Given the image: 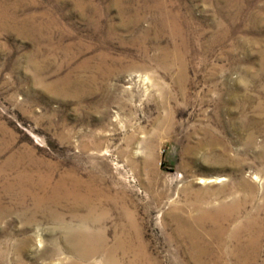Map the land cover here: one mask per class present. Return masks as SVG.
Returning a JSON list of instances; mask_svg holds the SVG:
<instances>
[{"label":"rangeland","instance_id":"374dc122","mask_svg":"<svg viewBox=\"0 0 264 264\" xmlns=\"http://www.w3.org/2000/svg\"><path fill=\"white\" fill-rule=\"evenodd\" d=\"M0 11V264L72 256L50 216L27 222L33 197L21 191L41 195L42 174L48 190L72 172L119 196L109 242L121 226L135 232L130 213L143 244L122 264H200L169 214L199 176L240 182L241 196L252 185L240 220L258 207L264 220V0H0ZM171 14L181 31L169 32ZM206 132L239 166L206 163ZM67 206L54 207L66 223ZM55 237L62 253L39 256Z\"/></svg>","mask_w":264,"mask_h":264},{"label":"bare ground","instance_id":"6f19581e","mask_svg":"<svg viewBox=\"0 0 264 264\" xmlns=\"http://www.w3.org/2000/svg\"><path fill=\"white\" fill-rule=\"evenodd\" d=\"M2 13L3 11H0V18L4 15ZM169 20V32L182 30L181 21L175 17V14H171ZM180 53V49L177 47L174 51V58L181 59ZM205 138V140L200 141L198 146L207 149L204 159L209 166L219 169L239 166L240 161L234 154L229 153L227 145L221 137L206 132ZM244 140L246 141V138ZM253 178L257 179L258 176L255 174ZM50 180L51 175L49 173L42 174L38 180V184L43 189L41 195L39 194V187H36L34 191L28 187L21 192L27 195L32 194L33 197V206L30 208V216L27 222L30 223L34 219L33 216L41 212L50 216L54 222L60 225L63 233L62 241L65 243L67 251L72 255L67 262H64L61 257L56 258L61 261L60 263L122 264L121 258L134 247H138L135 245V241L137 244L141 243L136 222L127 211L125 213L129 216L131 222L129 224L135 229V232L132 234L126 229L127 227L121 226L120 234L115 235L113 240L109 242L104 221L111 208L115 206L119 196L96 186L94 175H89L85 179L75 173L67 172L48 190ZM196 180L202 186L189 189V192L185 193V203L180 206L174 205L169 211V214L172 215L171 218L176 223L173 239H184L187 251L195 255V259L200 264H227L228 262L225 263V261L230 257L235 259V264H255L260 256L262 238L264 237V220L259 215L262 207L246 211L244 218L240 220L245 202L249 204L254 200V194L251 193L253 186L248 185L249 194L246 192L248 195L241 196L242 194H239L238 191L241 183L231 182L228 187L225 182L228 178L225 175L199 176ZM24 181H28V179ZM209 183H220V185L212 188L206 186ZM67 204L71 205L69 209L71 220H73L68 223L64 221L62 213L54 208L60 205L68 208ZM26 212L23 210L21 214L25 215ZM229 225L231 228L228 227ZM227 232L230 236L229 240L232 241L230 243L223 238ZM37 239L41 240L40 237ZM58 241L57 237L53 238L51 240L53 248L49 249V252L42 251L38 255L51 257V254H61ZM212 241L216 243L217 247L211 248ZM139 246L142 248L143 244L141 243ZM16 248L18 252L22 249ZM0 259L3 263L5 256L0 254ZM128 261V264H133V261Z\"/></svg>","mask_w":264,"mask_h":264}]
</instances>
